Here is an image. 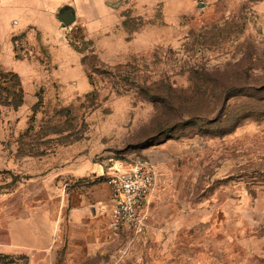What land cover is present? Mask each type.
Listing matches in <instances>:
<instances>
[{
	"label": "rangeland",
	"instance_id": "rangeland-1",
	"mask_svg": "<svg viewBox=\"0 0 264 264\" xmlns=\"http://www.w3.org/2000/svg\"><path fill=\"white\" fill-rule=\"evenodd\" d=\"M0 67L25 92L0 101V264H29L2 208L84 162L157 179L142 230L77 264H264V0H0Z\"/></svg>",
	"mask_w": 264,
	"mask_h": 264
},
{
	"label": "crops",
	"instance_id": "crops-1",
	"mask_svg": "<svg viewBox=\"0 0 264 264\" xmlns=\"http://www.w3.org/2000/svg\"><path fill=\"white\" fill-rule=\"evenodd\" d=\"M116 168L70 165L40 178L31 195L22 190L15 205L2 208L8 251L29 255V264H77L113 247L117 238L109 229L113 195L108 176Z\"/></svg>",
	"mask_w": 264,
	"mask_h": 264
},
{
	"label": "built area",
	"instance_id": "built-area-1",
	"mask_svg": "<svg viewBox=\"0 0 264 264\" xmlns=\"http://www.w3.org/2000/svg\"><path fill=\"white\" fill-rule=\"evenodd\" d=\"M156 181V171L147 162H137L127 169H115L108 176L112 189L109 229L113 238L123 231H140L146 221L145 206Z\"/></svg>",
	"mask_w": 264,
	"mask_h": 264
},
{
	"label": "trees",
	"instance_id": "trees-1",
	"mask_svg": "<svg viewBox=\"0 0 264 264\" xmlns=\"http://www.w3.org/2000/svg\"><path fill=\"white\" fill-rule=\"evenodd\" d=\"M0 78L2 79V81H9L8 85H4L0 83V93L2 95L0 101L4 104L13 105L15 107H18L21 104H23L25 92L22 86L20 76L16 72L5 71L0 67ZM155 90L156 91L154 92H157L159 89L156 87ZM182 96L184 95L181 91L179 93H176L174 89H171L166 95L164 96L161 95L158 98L161 99V101L167 103V105H169L168 106L169 110L173 112L175 111L177 115L179 114V116L181 117L182 106L178 107L177 109H173L170 107L176 106L177 103L180 102V99L182 98ZM153 97L155 96L153 95ZM166 114H168V112L162 115L165 118V120L161 125H166V124L168 125L170 121L172 120V118ZM193 115L194 113L192 112L188 115V117L190 118Z\"/></svg>",
	"mask_w": 264,
	"mask_h": 264
},
{
	"label": "water",
	"instance_id": "water-1",
	"mask_svg": "<svg viewBox=\"0 0 264 264\" xmlns=\"http://www.w3.org/2000/svg\"><path fill=\"white\" fill-rule=\"evenodd\" d=\"M60 17L66 26H69L70 24H72L76 19V16L74 14V10L70 6H66L61 11Z\"/></svg>",
	"mask_w": 264,
	"mask_h": 264
}]
</instances>
